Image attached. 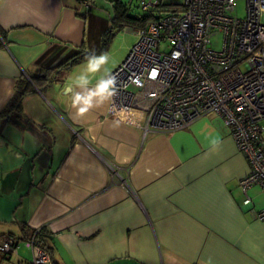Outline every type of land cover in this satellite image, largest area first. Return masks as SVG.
Instances as JSON below:
<instances>
[{
	"label": "crops",
	"instance_id": "0c3cea01",
	"mask_svg": "<svg viewBox=\"0 0 264 264\" xmlns=\"http://www.w3.org/2000/svg\"><path fill=\"white\" fill-rule=\"evenodd\" d=\"M75 2L0 0V112L42 57L99 46L110 24ZM82 65L0 118V238L23 245L0 264L30 263L34 229L54 264H264V195L241 206L249 166L221 118L145 134L106 118L109 101L76 118L66 85Z\"/></svg>",
	"mask_w": 264,
	"mask_h": 264
},
{
	"label": "built area",
	"instance_id": "2783aa9c",
	"mask_svg": "<svg viewBox=\"0 0 264 264\" xmlns=\"http://www.w3.org/2000/svg\"><path fill=\"white\" fill-rule=\"evenodd\" d=\"M75 1L94 8L91 0ZM238 1L183 0L178 11L134 30L136 42L112 72L118 91L106 118L146 134L172 133L218 116L249 166L238 185L245 207L251 187L264 195V0H243V17L236 15ZM158 3L140 0L139 7L151 12ZM217 34L221 48L214 50L211 39ZM255 218L264 220V209ZM35 235L24 241L29 264H54ZM19 244L14 235L2 236L0 254L15 255Z\"/></svg>",
	"mask_w": 264,
	"mask_h": 264
},
{
	"label": "trees",
	"instance_id": "16d2710c",
	"mask_svg": "<svg viewBox=\"0 0 264 264\" xmlns=\"http://www.w3.org/2000/svg\"><path fill=\"white\" fill-rule=\"evenodd\" d=\"M93 1L94 0H91V3L94 6ZM132 2H133L132 0H128L127 2L122 0L110 1V6H111V15L109 14L110 25L103 32L99 42V46L97 48H93L92 50H89L85 46H81V47L70 46L68 48L69 49L68 52L59 62L56 63L55 66H52V64H50L47 61L46 57H42L41 59H39L36 62V64L38 65L40 72L38 73V75L32 77L30 81L23 79L17 83L12 98L9 100V102L0 112V118L7 117V115L12 113L13 111H16L18 113V111L20 110L21 100L26 94L33 93L38 90L42 91L47 87H50L54 83L61 82L63 77L69 71H71L74 67L84 62V58L86 55L92 53L99 54L102 52H106L109 48L112 38L116 35V33L121 32L125 28L132 31L139 28H144L149 22L154 21L158 17H160L161 14L178 11L181 7V4L163 5L159 2L160 4L158 3V5L151 12L150 11L143 12L138 6V10H140L142 13L132 14L131 13ZM83 9L85 8H82V10ZM91 10L85 9L84 12L82 11L80 17L85 19L86 15H88ZM62 45H67V44H62ZM40 231H41L40 229L33 230L32 234L36 233L35 239L38 238V234L40 233ZM28 236L25 235V238L23 237V241L24 239L28 240L30 238ZM41 247L44 248L46 251H48L49 254L51 255L47 247L43 245H41ZM2 256L6 257V255H2ZM53 263L55 262L53 261Z\"/></svg>",
	"mask_w": 264,
	"mask_h": 264
},
{
	"label": "clouds",
	"instance_id": "9594fccd",
	"mask_svg": "<svg viewBox=\"0 0 264 264\" xmlns=\"http://www.w3.org/2000/svg\"><path fill=\"white\" fill-rule=\"evenodd\" d=\"M109 61L110 57L106 52L86 55L82 70L74 72L69 77L66 91L76 118H83L117 94V79L105 68ZM102 69L105 70L104 75L97 78V73ZM121 114L122 112L117 113L118 116Z\"/></svg>",
	"mask_w": 264,
	"mask_h": 264
},
{
	"label": "rangeland",
	"instance_id": "374dc122",
	"mask_svg": "<svg viewBox=\"0 0 264 264\" xmlns=\"http://www.w3.org/2000/svg\"><path fill=\"white\" fill-rule=\"evenodd\" d=\"M111 0H95L94 2V9L89 12V14L98 16L102 19H105L109 23V15H111V6H110ZM128 1V0H123ZM165 3H181V0H164ZM76 3V2H75ZM77 5V4H76ZM139 6V0H133L131 5V13L138 14L142 13L140 10H138ZM78 8V6H75V8ZM236 15L239 17L244 16V1L239 0L236 3ZM85 9H83V12ZM108 13V14H107ZM137 40L136 34L129 29H123L121 32L116 33V35L112 38L109 48L106 51L110 57V61L108 65L105 66L106 69L114 66L117 62V66L115 69L122 63V61L127 56L130 46H132ZM211 45L214 50H219L221 48V35L217 34L212 37L211 39ZM19 249L23 250V245L21 244L19 246ZM27 256L30 258L31 261V254L29 252L26 253Z\"/></svg>",
	"mask_w": 264,
	"mask_h": 264
}]
</instances>
